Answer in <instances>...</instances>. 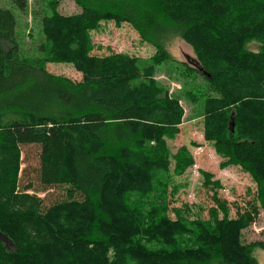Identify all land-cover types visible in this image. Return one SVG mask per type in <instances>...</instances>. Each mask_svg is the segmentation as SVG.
<instances>
[{"label":"trees","instance_id":"1","mask_svg":"<svg viewBox=\"0 0 264 264\" xmlns=\"http://www.w3.org/2000/svg\"><path fill=\"white\" fill-rule=\"evenodd\" d=\"M73 1L74 15L49 3L35 60L19 57L17 20L0 8V232L14 247L0 240V264H258L264 242H245L244 232L264 212V0ZM102 22L129 25L161 61L174 36L193 49L215 93L203 107L205 138L255 189L234 216L217 192L207 219L171 207V177L194 165L187 147H168L184 109L154 80L155 66L96 53ZM48 63L71 64L82 80L54 75ZM23 146L40 149L36 184H22ZM35 185L46 197L30 193ZM60 187L65 195L48 204Z\"/></svg>","mask_w":264,"mask_h":264},{"label":"rangeland","instance_id":"2","mask_svg":"<svg viewBox=\"0 0 264 264\" xmlns=\"http://www.w3.org/2000/svg\"><path fill=\"white\" fill-rule=\"evenodd\" d=\"M52 0H27V9L21 11L12 0H0V8L11 11L16 20V37L19 44V57L23 60L41 59L38 46L43 43L42 18L49 12V3ZM58 10L64 15H74L80 8L73 0H59ZM96 47L102 50L96 52L100 55H109L112 52L134 57L140 67L155 66L154 80L167 88L171 97L179 99L184 109V122L181 134L175 140H168V147L172 154L185 146L194 157V165L180 177L172 176L168 190V201L171 207L190 206L192 219H207L208 212L214 206L213 195L228 201L236 213L235 205L245 207L255 192L254 185L249 175L235 167L222 166V157L218 156L212 142L205 138L203 107L206 96H214L204 77L196 70L197 58L194 51L179 36H174L165 45V61H161L156 50L150 44L141 40L139 35L127 24L116 26L114 22H102L98 30L92 32ZM259 44L250 42L246 45L249 52L257 53ZM195 63H194V62ZM47 71L58 76H63L75 81L82 80V74L77 72L68 63H48ZM40 149L36 146L22 147V184H36L39 176ZM175 162L171 164L174 171ZM207 178L211 179L208 183ZM219 182L222 189H213L212 184ZM31 194L37 193L39 197H46L38 185L34 186ZM51 199L48 204H53L65 195V188L51 190ZM254 196V195H253ZM141 200L139 194H133L132 201ZM142 202V200L140 201ZM245 242H264V212H261L256 223L244 232ZM3 243L4 240L2 239ZM11 243V241H9ZM5 245L10 251L13 246ZM258 264H264V251H254Z\"/></svg>","mask_w":264,"mask_h":264},{"label":"water","instance_id":"3","mask_svg":"<svg viewBox=\"0 0 264 264\" xmlns=\"http://www.w3.org/2000/svg\"><path fill=\"white\" fill-rule=\"evenodd\" d=\"M196 67L198 68V70L202 71V67H201L199 64H197ZM233 128H234V127H232V131H233ZM2 239L4 240V243H5V244H6V243H10L9 240H8V238H6V237L0 232V240L2 241ZM2 242H3V241H2ZM10 244H11V243H10ZM11 245H12V244H11Z\"/></svg>","mask_w":264,"mask_h":264}]
</instances>
